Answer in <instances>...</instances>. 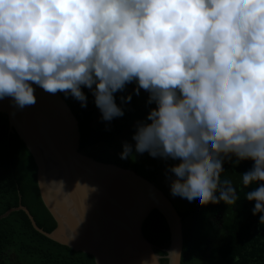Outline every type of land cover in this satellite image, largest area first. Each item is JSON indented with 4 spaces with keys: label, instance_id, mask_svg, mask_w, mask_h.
Instances as JSON below:
<instances>
[{
    "label": "clouds",
    "instance_id": "obj_1",
    "mask_svg": "<svg viewBox=\"0 0 264 264\" xmlns=\"http://www.w3.org/2000/svg\"><path fill=\"white\" fill-rule=\"evenodd\" d=\"M128 84L154 106L119 158L177 161L169 192L189 208L235 204L223 165L250 160L239 175L264 224V0H0V100L21 110L39 87L86 107L87 89L110 122Z\"/></svg>",
    "mask_w": 264,
    "mask_h": 264
},
{
    "label": "trees",
    "instance_id": "obj_2",
    "mask_svg": "<svg viewBox=\"0 0 264 264\" xmlns=\"http://www.w3.org/2000/svg\"><path fill=\"white\" fill-rule=\"evenodd\" d=\"M134 87L128 84L126 89ZM87 95L86 107L71 97L66 101L79 124L80 151L85 152L98 144L112 146L122 133L128 132L133 122L144 119L149 107L147 97L131 96L123 105L124 114L110 122L100 119L93 125L97 107L93 97ZM116 94L117 104L119 97ZM126 96V95H124ZM135 129V128H134ZM99 161V159H98ZM119 162V161H118ZM113 163L131 168L153 183L172 160L153 158L147 152L134 154L131 160ZM252 165L250 160L235 167L223 165L227 179L237 192L235 204L211 203L179 213L182 221L183 249L180 264H264V224L258 223L259 214L253 216L254 201L245 199L248 190L242 184L240 173ZM38 166L17 131L10 126L8 115L0 112V217L10 209L25 207L34 222L46 233L57 227V222L46 208L38 186ZM145 238L154 246L162 264L169 263L171 232L167 219L158 210L150 213L143 224ZM0 264H96L94 257L75 251L38 232L22 209L0 218Z\"/></svg>",
    "mask_w": 264,
    "mask_h": 264
},
{
    "label": "water",
    "instance_id": "obj_3",
    "mask_svg": "<svg viewBox=\"0 0 264 264\" xmlns=\"http://www.w3.org/2000/svg\"><path fill=\"white\" fill-rule=\"evenodd\" d=\"M34 95L36 103L21 110L14 109L10 98L0 100V112L8 115L10 126L35 159L40 194L57 227L51 233L44 232L23 206L10 209L0 218L22 209L38 232L75 251L92 255L96 264H141V261L162 264L142 230L150 213L158 210L167 219L171 232L168 264H180L182 221L173 202L132 169L98 161L80 151L78 121L59 92L49 94L37 87ZM60 171L65 185L80 192L83 199L79 198L78 206L86 210L79 222L73 221L76 231L73 234L68 232L71 223L50 201V189L55 187L51 178Z\"/></svg>",
    "mask_w": 264,
    "mask_h": 264
},
{
    "label": "rangeland",
    "instance_id": "obj_4",
    "mask_svg": "<svg viewBox=\"0 0 264 264\" xmlns=\"http://www.w3.org/2000/svg\"><path fill=\"white\" fill-rule=\"evenodd\" d=\"M116 94H124V95L131 94V96H136L139 98L147 97V93L144 90H141L138 95L135 94L133 92V87L126 89L125 92H123V93L118 92ZM100 115L101 114L97 108L94 112L93 125H97L99 123ZM134 125H135V122H133L131 127L127 128L128 132L121 134L119 141L116 144H114L112 146H107L104 144H98L94 147L89 148L84 153L90 157H93L96 160L99 159V161L107 162V163H113L114 161H115V163L118 161H119L118 163H121V162L123 163V161H125V160H128V161L131 160L132 158L120 159L118 153H120L122 151V142L127 141L130 144H134V141H132V139H131L132 134L135 131ZM174 162H176V161H174ZM165 171H166V168H161V172L159 173V175L155 179V184L158 188H160L164 192V194L170 200H172L174 207L176 208L178 213H180L181 211L185 210L188 207L187 202L179 196H172L170 194L169 185H168V182H167V179L165 176ZM202 264H208V263L206 261H203Z\"/></svg>",
    "mask_w": 264,
    "mask_h": 264
},
{
    "label": "bare ground",
    "instance_id": "obj_5",
    "mask_svg": "<svg viewBox=\"0 0 264 264\" xmlns=\"http://www.w3.org/2000/svg\"><path fill=\"white\" fill-rule=\"evenodd\" d=\"M59 174H55L54 178H51L55 187L50 189V201L59 214L65 218V221L68 224L71 223L68 226V232L73 234L76 232L72 226L73 221L79 222L82 213L86 210L84 207L78 206L79 198L83 199L80 192H77L75 188L66 186L63 172L60 171Z\"/></svg>",
    "mask_w": 264,
    "mask_h": 264
}]
</instances>
